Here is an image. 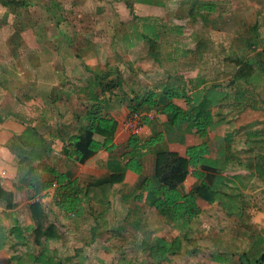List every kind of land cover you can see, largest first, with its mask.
Segmentation results:
<instances>
[{
    "label": "rangeland",
    "instance_id": "rangeland-1",
    "mask_svg": "<svg viewBox=\"0 0 264 264\" xmlns=\"http://www.w3.org/2000/svg\"><path fill=\"white\" fill-rule=\"evenodd\" d=\"M19 1L25 6L16 9L0 6V67L12 62L6 59L8 51L14 48L11 34L18 29L11 26L13 21L19 27L32 26L28 33L35 29L42 33L66 31L73 36L80 34L84 37L83 44L89 47L88 38L94 35L98 40L92 45L95 56L90 57V62L97 64L96 71L103 64L115 66L125 93L134 89L160 90L165 85L180 87L200 81L205 87L212 83L225 86L235 70V61L255 59L264 62V0H139L140 3L134 2L136 0H53L56 6L49 7L48 11L44 9L50 6L48 0ZM198 1L214 3L215 12L197 13L195 5ZM52 13H55L54 17ZM253 28L259 37L256 39L258 49H252L248 41ZM29 41L26 36V45L14 48L16 68L7 70L8 80L4 81L12 92L26 82V87L21 86V89L28 96L33 94L30 89L33 84L29 82L33 75L32 70L30 72L33 60L29 54ZM77 73L72 75L73 80ZM83 79H86L84 74ZM257 85L256 90L241 86V90L247 91L241 101L247 107L238 113V120L244 125L242 131L247 133L251 131V123L261 125L258 129H261L259 133L263 137L258 139L257 148L253 147L256 155H264V76ZM234 90V87L228 88L229 94ZM175 102L183 107L182 101ZM233 102L230 95L224 104L212 108L213 119L225 112L237 113L239 109L232 107L243 104L234 105ZM1 105L4 110L5 100ZM252 107L258 112L250 117ZM80 108L81 105L77 110ZM147 114L155 120L152 112ZM230 117L228 115L227 119ZM167 138L177 143L182 140L180 136ZM249 138L251 140L252 137ZM165 148V145L161 147ZM242 151L240 142L233 135L226 148L227 162H255V158L243 155ZM29 158L35 160L29 154L23 163L14 161L22 173L18 170L21 177L17 179L16 176L14 184L0 176L3 188L11 190L21 186L20 178L25 176L31 165ZM34 165L33 168H38ZM261 185H264V179L257 177L251 191ZM253 193V199H244L241 210L230 203L229 210L236 213L232 215L223 213L217 202L212 205L206 203L202 208L204 214L189 224L188 232L186 229L178 232L180 226L165 225V216L150 212L144 204L122 205L119 198L111 203V214L97 217L98 207H95L93 217L70 218L65 223L59 212H51V204L42 206L41 203L47 221L60 230L61 239L59 243H47L46 259L48 257L52 263L58 264H239L241 257V264H247L246 260L252 261L264 252V231L250 222L254 213L250 211L249 204L264 209V189ZM124 208L131 209V214H121ZM142 209L140 215L138 211ZM4 213L0 210V225L5 228L10 216ZM183 232L186 235V240H181L183 253L170 257L169 262L157 263L149 258L147 248L153 239L170 242L176 236L181 237ZM10 240L0 250V264H31L27 256L39 251L30 243L31 238L19 245Z\"/></svg>",
    "mask_w": 264,
    "mask_h": 264
},
{
    "label": "trees",
    "instance_id": "trees-1",
    "mask_svg": "<svg viewBox=\"0 0 264 264\" xmlns=\"http://www.w3.org/2000/svg\"><path fill=\"white\" fill-rule=\"evenodd\" d=\"M48 1L50 6L44 8L47 11L49 7L56 6L53 0ZM134 2L140 3L139 0ZM0 6L16 9L25 5L19 0H0ZM215 10L214 3L196 2L195 11L199 14H212ZM54 14L52 13L53 17ZM55 22L57 23V20ZM11 26L18 27L11 36L12 44L17 49L20 46L19 34L29 26L19 27L16 21H13ZM251 31L249 45L252 49H258L256 39L259 37L255 28ZM14 48L10 53L15 59L17 54ZM96 68L98 66L84 67L88 74V82L80 90L83 100L81 111L76 116V126L71 132L64 133L56 127L54 134L48 136L45 144L34 128L26 126L22 135L6 147V151L20 164L28 157L29 151L24 149L25 146L38 144L40 146L38 152H41L44 159L39 165L35 164L38 166L36 169L33 168V164L39 161V156L35 160L32 159L33 161L31 158L28 159L31 165L25 176L20 178L21 186L8 190L3 188L0 181V210L5 212V216H10L7 227L0 225V250L11 242L10 239H13L14 245H19L29 242L31 238L30 243L39 248L35 255L27 256L31 264H58L52 263L48 257L46 259L47 243L58 242L60 234L44 215L39 201L42 196L49 197L50 203L63 216L62 218L69 219L71 216L80 215L84 203H97L105 207L108 204L111 186L122 182V173L110 174L106 182L82 189L77 180L68 177L64 167L66 161L82 165L99 151H103L108 159L122 162L124 168L136 177L132 184L126 185L121 191L122 203L129 200L140 203L143 193H147L150 195L149 207L152 210L164 215L174 228L180 226L178 232L184 231L183 229L188 232L189 224L196 220L199 214L197 199L212 204L218 201L220 195L228 197L205 182L206 171L218 172L215 169L216 163L209 159L212 154V143L206 140L213 121L210 110L224 104L230 95L233 104L240 105L247 94V91L241 90V86L256 90L257 83L264 76V62L255 59L237 60L230 81L225 86L212 83L205 87L200 81L180 87L165 85L160 90L134 89L125 93L121 87L122 79L115 66L103 64L100 70L96 71ZM110 76L113 78L110 79ZM230 87L236 88L231 94L228 92ZM176 100L182 101L183 107L175 104ZM242 104L240 107H231L239 109L236 111L239 113L247 107ZM253 108V111L256 110ZM49 112L51 113L50 110ZM141 112H152L154 118L160 121L162 132L146 140H141L138 135H128L123 143L114 144L116 127L131 114ZM44 114L41 119L45 117ZM54 115H58L56 110ZM148 121L147 117L141 119L143 126ZM188 126L192 127L193 135L201 142L185 147L183 156L166 150L152 153L149 151L168 136L183 135ZM247 137H252L250 131ZM254 158L255 162L258 161L256 164L254 162V174L264 179V155L260 153ZM3 167L4 165L0 163V169ZM0 176H3L1 171ZM187 176L197 180L198 184L192 191L182 194L178 188ZM219 202L224 209L223 199ZM181 234V237L176 236L170 242L153 239L147 248L149 258L157 263L169 262L170 257L183 253L181 240L185 241L186 235L184 232ZM238 263L241 264V257ZM246 263L264 264V252L252 261L246 260Z\"/></svg>",
    "mask_w": 264,
    "mask_h": 264
},
{
    "label": "crops",
    "instance_id": "crops-1",
    "mask_svg": "<svg viewBox=\"0 0 264 264\" xmlns=\"http://www.w3.org/2000/svg\"><path fill=\"white\" fill-rule=\"evenodd\" d=\"M31 27L21 32L19 37L20 46L22 47L26 45V36L30 38L28 45L31 46L30 48L28 47V49L33 60V65L30 67V72L32 70L33 75L32 80L29 82L33 84V88H30L33 94L28 96L23 93L21 86L26 87V82H23V84L13 92L9 91L5 85L4 81L8 80L7 72L10 71V68H16V62L13 60L14 58H12L9 51V56L7 55L6 60L7 62L8 60H12L13 63L8 62L0 67V96L4 95L0 97V163L4 165L3 169H0V171L3 173L2 177L4 180L7 182L10 181L12 184H14V178L16 176L17 179L21 177L18 174V170L20 174L22 173L21 169L16 166L17 159L6 151V147L12 143L15 138L22 135L26 126L34 128L37 135L42 137L45 144H47L48 136L54 134L56 127L62 130L61 132H71L73 127L76 126V116L79 111H81V108L79 111L77 110L83 101L81 99L82 93L80 90L85 87L88 82V74L84 70V67L93 68L97 65H93V62H90V57L95 56V51L93 50L92 45L96 44V41L98 40L94 35L91 36L90 39L88 38L89 41L87 43L91 45V47H89L86 43L83 44L84 37L80 34L73 36L66 31L42 33L40 31H35V29L34 32L32 31V33H28V31H31ZM79 37H81L80 40ZM76 73V79L73 80L71 77ZM83 74L86 79H83ZM25 83L26 85L24 86ZM42 90L43 92H41ZM19 92H22L20 96ZM4 100L5 109L3 110V105L1 104ZM174 103L177 104L175 101ZM14 105L15 107H13ZM55 110L59 116L54 115ZM44 112H46V114H44ZM256 112L258 111H250V117ZM43 114L45 115L43 118L44 120L41 119ZM228 115L231 116L230 119H227ZM238 116V113L225 112L217 119H213L212 125L208 129L206 139L212 143V154H210L209 159L216 163L215 169L218 170L219 173H216L215 170L206 171L207 177L205 182L210 186H213V188L221 191L220 193L223 195L232 194L231 197L220 195L217 201L222 208L219 201L223 199V203L225 204V208H222L224 210L223 213L230 215L235 213V211H230L228 209L230 208V203H233L238 210H241L245 198L249 201L250 199H253V194H255L253 192H258L264 189V185H261L255 191H251V187L256 184L257 178L254 174V162L252 164L249 160L227 162L226 148L227 145L231 143L233 135L234 138H237L240 142L241 148H243L242 154L252 157L256 155L257 151L255 152L254 149L256 147L255 145L258 143V139L263 137H261L262 134L259 133V130L261 131V129H258L261 125L258 122H254L251 123L252 127L250 128V132L252 133V138L250 140V138L247 137V132L242 131L241 128H245L238 120ZM63 121L65 123H63ZM229 124L230 127H228ZM231 124L233 129L231 128ZM120 126L121 124L116 127L113 136L114 144H121L127 138V136L120 130ZM160 127V121H157V119L153 121L151 119L143 126L138 137L141 140H146L159 132H162V127ZM216 129H220V131L217 132ZM180 137L182 140L178 143L177 141H168V138H164L162 142L151 147L149 151L152 153L158 150H166L174 152L179 156H183L185 147L201 142L193 135V129L191 126H188L185 129L184 134ZM173 138H175V136H173ZM251 142H254V144H251ZM163 145L166 146L165 149H161ZM24 149L29 151L27 156L30 154V157H33V159L39 156L38 158H40V161L37 160L34 164L39 165L44 160L41 152H38L40 151V146L38 144H33L30 147L25 146ZM14 161L16 164H14ZM64 167L68 177L77 180L78 185L82 189L87 186H97L100 183L106 182L110 174H123L122 182L111 186L110 195L107 199L108 204L105 207H101L97 203L95 204L91 202L92 204H89L87 202L88 204H82V210L78 217L71 216L70 218L78 219L85 216H91L95 207H98L95 214L97 217H101V215L105 216L109 213L111 214L113 212L110 211V205L117 198H119L122 205L135 204L140 206L141 204H144L150 212L158 214L149 207L150 195L147 193H143L140 203L132 202L130 200L129 202L122 203L120 197L121 191L126 185L132 184L136 177L133 173L127 171L124 168L123 163L119 160L108 159L103 151L97 152L82 165L75 164L72 161H66ZM197 184V180L187 176L178 190L182 194L188 193L192 191ZM42 195L43 193H41V196ZM39 201L42 203V206L51 204L49 197L46 196H42ZM196 203L199 208L198 217H200L204 214L202 208L207 204L198 199L196 200ZM214 203L216 202H213L212 204ZM249 204L251 205L250 211L252 214L254 213L250 222L256 224L259 230L264 231V209H257L254 208L253 204ZM125 208L121 211V214L130 215L132 210ZM54 209L55 208L51 204V212H56L58 214L57 210L55 209L54 211ZM143 210L144 209L138 211L140 212V215ZM91 217H93V215ZM62 221L64 223L67 222L68 218H62ZM164 224L172 226V223H168L166 219ZM179 229L180 227L178 230ZM57 231L60 232V230ZM59 241H61V239ZM59 241L56 243H59Z\"/></svg>",
    "mask_w": 264,
    "mask_h": 264
},
{
    "label": "built area",
    "instance_id": "built-area-1",
    "mask_svg": "<svg viewBox=\"0 0 264 264\" xmlns=\"http://www.w3.org/2000/svg\"><path fill=\"white\" fill-rule=\"evenodd\" d=\"M147 117L149 120L152 119L151 115L145 114L144 112L131 114L123 123H121L120 130L125 135H138L143 128L141 119Z\"/></svg>",
    "mask_w": 264,
    "mask_h": 264
}]
</instances>
